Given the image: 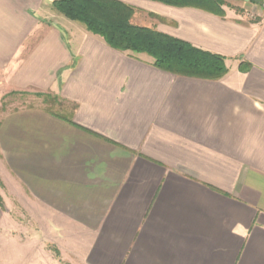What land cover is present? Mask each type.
I'll return each mask as SVG.
<instances>
[{
    "label": "crops",
    "instance_id": "0c3cea01",
    "mask_svg": "<svg viewBox=\"0 0 264 264\" xmlns=\"http://www.w3.org/2000/svg\"><path fill=\"white\" fill-rule=\"evenodd\" d=\"M53 1L0 0L3 91L70 105L0 119V264H264V16L119 0L225 57L204 80L62 30Z\"/></svg>",
    "mask_w": 264,
    "mask_h": 264
},
{
    "label": "trees",
    "instance_id": "16d2710c",
    "mask_svg": "<svg viewBox=\"0 0 264 264\" xmlns=\"http://www.w3.org/2000/svg\"><path fill=\"white\" fill-rule=\"evenodd\" d=\"M150 1L173 7L213 8L223 16L221 0ZM250 1L261 4L259 0ZM52 7L58 14L101 38L109 47L149 56L153 66L162 71L204 80H219L228 71L226 58L221 55L196 48L154 28L134 25L131 19L135 9L119 0H54ZM243 66L240 64V71H245Z\"/></svg>",
    "mask_w": 264,
    "mask_h": 264
},
{
    "label": "rangeland",
    "instance_id": "374dc122",
    "mask_svg": "<svg viewBox=\"0 0 264 264\" xmlns=\"http://www.w3.org/2000/svg\"><path fill=\"white\" fill-rule=\"evenodd\" d=\"M50 0H43V8L47 5ZM226 7L230 10L235 11L237 14L245 16L249 21H256L260 16H264V0H259L261 4L252 2L250 0H221ZM130 6V5H129ZM42 8V9H43ZM49 8L51 6L49 5ZM52 9V8H51ZM36 12L38 16H41V8H31L29 12ZM52 16L50 20L58 25H61L62 30H65L60 19H63L70 28L72 27H84L76 22H71L61 15L57 14L53 9ZM135 13V12H134ZM58 15L59 18L56 16ZM134 15V14H133ZM146 18V16H144ZM67 32V31H66ZM68 39V36L65 37ZM31 108H43L60 115H66L70 110V105L64 104L59 101L57 97L49 94H39L34 92H18V93H5L3 91L2 85L0 84V119L4 114L10 113L12 111H17L20 109H31Z\"/></svg>",
    "mask_w": 264,
    "mask_h": 264
}]
</instances>
